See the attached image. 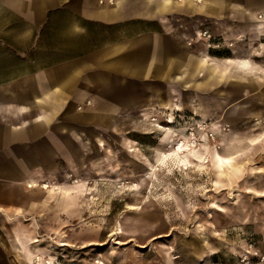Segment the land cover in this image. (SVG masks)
I'll return each mask as SVG.
<instances>
[{
    "label": "rangeland",
    "instance_id": "374dc122",
    "mask_svg": "<svg viewBox=\"0 0 264 264\" xmlns=\"http://www.w3.org/2000/svg\"><path fill=\"white\" fill-rule=\"evenodd\" d=\"M206 1L177 0L167 27L105 29L106 63L136 55L140 80L62 94L41 137L0 142V260L24 264L8 252L19 235L53 264H264V0ZM69 22L48 15L34 37L0 13V82L76 55L87 42ZM238 59L260 72L238 70ZM212 60H233L230 75L206 79Z\"/></svg>",
    "mask_w": 264,
    "mask_h": 264
},
{
    "label": "crops",
    "instance_id": "0c3cea01",
    "mask_svg": "<svg viewBox=\"0 0 264 264\" xmlns=\"http://www.w3.org/2000/svg\"><path fill=\"white\" fill-rule=\"evenodd\" d=\"M179 1L189 7L194 5V2L198 4L203 2V0ZM205 2L207 1L205 0ZM148 3L150 7L145 9L146 4L142 0H0V13L9 14L21 20L25 25L27 36L33 30V36L39 37L47 24L48 15L67 13L70 15L69 35L71 38L87 42L84 47H79L76 55L55 64L52 69L28 72L16 81L10 78V80L0 82V142L41 137L49 121L48 117L46 118L45 110L62 109L63 102L60 100L62 94L71 95V93L78 92L81 94V99H86L89 97L88 95L92 97L100 90L105 93V84H108L105 79L133 78L135 82L137 79L140 80L141 72L146 68L140 57L138 58L136 55L128 58L122 64L117 58L109 59L106 63L105 54L109 48L105 44V29L119 28L121 24L127 22L160 26L165 24L167 27L172 19V14L168 9L173 8L177 4V0H148ZM217 4L218 0H215V5ZM165 9H167L165 15L161 16L160 13ZM236 10L230 9V13H236ZM8 29L9 27L6 25L0 27V31L6 32ZM144 36L139 34L134 38L140 48L143 39L147 40L143 38ZM117 38L115 37L116 42L112 43L115 52H118ZM0 45L6 46L7 42L0 39ZM203 61L200 60V67L205 65ZM232 62L234 61L227 60L224 68L219 69L216 61L212 60L214 66L206 69L208 74L205 78L213 79L214 77L221 80L226 74L230 75L228 64ZM235 62L238 70H242L241 67L245 66L246 70L242 71L260 72V69L251 67L248 59H238ZM124 71L129 74L126 75ZM163 71L167 74V67ZM186 74V70L182 71L180 78L185 77L184 79H186ZM188 77H192V75L189 74ZM49 93L54 94V100L48 106L45 97ZM192 108L195 114L205 118L199 108L194 106ZM29 240L33 239H21L19 235L15 236L12 243L15 251H8L9 255L15 258L14 255L19 253L24 264H34V257H40L53 264L54 258L45 257L42 252L33 254L27 249ZM9 261L0 260V264H15L14 261Z\"/></svg>",
    "mask_w": 264,
    "mask_h": 264
},
{
    "label": "bare ground",
    "instance_id": "6f19581e",
    "mask_svg": "<svg viewBox=\"0 0 264 264\" xmlns=\"http://www.w3.org/2000/svg\"><path fill=\"white\" fill-rule=\"evenodd\" d=\"M199 1V0H198ZM195 143V142H194ZM184 144H183V142L181 143V144H178L176 147H174L173 148V150H176L175 151V153H174V155L176 156H178V155H182V154H184V152L185 151H187V149L186 148H184V146H183ZM171 155V154H170ZM185 156V155H184ZM167 157V156H166ZM181 157V156H180ZM165 159V158H164ZM184 159V158H183ZM220 161L222 162V161H225V159H222V158H220ZM220 162V163H221ZM29 187H31V185L29 186ZM48 186L47 185H44L43 186V188H47ZM129 210L130 211H133L134 209L133 208H129ZM122 232L120 231V234H121ZM41 263H43V264H51L50 263V261H48V260H43V259H41L40 257H34V264H41Z\"/></svg>",
    "mask_w": 264,
    "mask_h": 264
}]
</instances>
